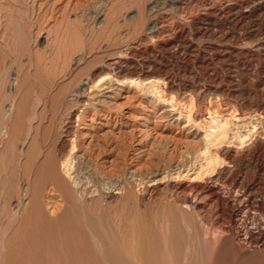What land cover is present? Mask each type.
Returning a JSON list of instances; mask_svg holds the SVG:
<instances>
[{
    "label": "bare ground",
    "instance_id": "bare-ground-1",
    "mask_svg": "<svg viewBox=\"0 0 264 264\" xmlns=\"http://www.w3.org/2000/svg\"><path fill=\"white\" fill-rule=\"evenodd\" d=\"M179 2V0H172V4L176 6L175 8L179 7H177ZM242 3L241 0V2L230 5H226L225 3L220 5L215 4V6L210 7V11L208 12L211 16L213 15V17H208V20L205 22L204 20L194 19L192 22L182 20L176 21L177 32L175 31L176 29L174 30L173 28V30L177 35L172 39L161 42L164 53L160 52L162 50L158 52L152 49L150 52L152 61L148 60L146 62L148 64L145 67L140 68L134 63L136 61H130V58H132L131 54H133L131 46L127 45L125 48L121 46L120 48L118 46L119 48H116L117 50L115 49L116 51L112 52L111 55L109 54L110 56H107L105 61L103 59L104 63L101 64L102 67L92 70L87 76L81 78L78 83L76 82L77 85L74 92L70 94V98L66 96L68 99L65 98V100H63L64 97L61 95L63 97L61 100V96L58 97L56 95L58 98L52 101L55 104L56 110L59 111V105L63 106V103L71 99L77 100L75 103L76 105H72L70 108L66 107L68 110H66L65 117L61 119L62 121L59 120L61 125L59 126L60 128L55 140V150H52L54 155L51 154L53 159H51L50 162H48L49 159L46 162H42V165L40 163L41 166L39 167L42 172L39 175L36 173L37 177L34 182L30 183L29 180L31 176L27 177L30 173L28 167L29 163L33 164V162L25 163V177L28 179H25V183H21L20 188L18 186V188L21 189V194H19L17 198H13L11 209L9 208L11 216L10 214H8V216H10L11 219L17 217L21 207L26 203H30L31 209L28 208L30 210L34 209L36 211L35 213H37L36 217H38V219L35 218V213L31 211L32 213H30L34 215L33 220L36 219L43 223V225L42 223L40 225V223L36 221L40 225H38V227H41L39 229H42V226H44L43 228L48 231V229H46L47 225H53L49 229L52 231L56 228L54 224H58V227L60 224L67 240H70V242L74 241L79 245L81 250L83 249L89 255V257H87L90 261H92L90 256L94 259V264H191L190 261L193 260H190V258L193 256V252H195L193 249L198 245L206 247V249H202L206 250L207 252H205L207 254L209 251L213 254L215 251L228 245V249H230V245L236 246L238 248H236V251L240 250V252L244 254L255 252L260 254L259 252L264 249V216L255 219L254 213H257L254 212V209L258 206L264 207V193L261 192L262 194H259V182L256 181L253 176L250 178L245 176L244 173L246 168L254 166L256 168L254 169L258 173L264 174V162L260 159V157L262 158L264 156L263 96L262 98L258 97L252 99L253 97L250 95L251 98H249V100L247 98L248 96H246L247 99H245L244 96L243 98L245 100L242 98L244 101H240L236 94V98L239 101L235 100L234 96L233 100V98L231 99L230 97L233 92L228 84L225 86H221L219 83V85H211L209 82L210 86L201 93V96H199V92L197 99H193V101L192 99L189 101L190 99L188 97V101L190 102V104H188L189 107H182L179 106L180 104L176 103L178 101H174L171 93L180 94L183 92L184 94L189 87L187 88L185 86L186 84L183 85V83L176 85L174 72L171 71L173 69L170 70L163 65L165 56H170L169 58H171V56L179 54L176 49L178 45L183 44L182 46H184V44H191L192 41L185 38L189 28H193L197 33L204 35L210 32L213 26H223L230 22L236 23L237 25L242 19L246 20L254 15H261L264 12V0L258 1L252 9L247 8L245 11L242 9ZM170 6L171 4L169 7ZM235 9L238 10L235 11ZM227 10H229L230 13L234 12V14L228 17L227 14L229 11L227 12ZM152 11H155L154 7ZM262 17L263 16H261V18ZM159 19L152 20L148 26L146 24V35L157 37V34L160 33V29L162 28V23ZM98 22H100L98 24H100L99 27L102 29L103 25L105 26L104 23L106 20L103 18ZM93 26L95 27V25ZM107 27L105 26L103 29L108 31ZM114 28H116V25L115 27L109 28V30ZM105 30L103 31V35ZM92 34H94V32ZM86 35H88V33ZM258 35L260 36L259 33ZM188 38L190 37L188 36ZM223 40L225 39L223 38ZM111 43L113 44L112 41ZM77 46L79 47V45ZM216 46H213V49L216 50V56H220L224 52L223 50L220 51V48ZM150 47L152 48L154 45ZM248 47L243 49L239 48V50L231 49L230 52L229 50L226 51L222 46L226 53L230 52L231 54L235 51H240L244 53V55L249 54L252 57V55L257 54L260 59L261 57L264 59V40L261 42L259 41L253 48ZM159 49L161 48L159 47ZM208 49H210V47ZM136 50L134 51L137 53ZM182 51L185 50H181V52ZM85 54H81L79 59L85 57ZM248 58L251 59L250 57ZM255 58L258 60L256 56ZM145 59L143 58V60ZM210 60V58L208 59L204 56L201 60V64L206 62L209 63ZM261 62L259 64H261ZM99 74H105V76L98 79L97 77ZM211 74V77H217L219 73L216 72V69H213ZM132 75H136V77H132ZM243 76L245 77V75ZM244 77H242V79ZM247 80H249L248 77ZM256 83L258 84V82ZM242 85L238 83V89H235L239 90ZM244 86V90L251 92V84H244ZM257 87H259V85H257ZM262 87H264V85ZM241 89L242 88H240L239 91H241ZM255 89L259 90V88ZM186 100H184V102ZM179 102L182 104V101ZM58 117L56 118L59 119ZM162 124L168 127L176 126L180 129V134H184L179 138L175 137V139L178 138L176 141L173 139L175 144L172 145L173 147L170 146L172 151L169 152H174V154L173 157H171L172 154L169 153L171 155L169 156L170 160L167 159L166 162H157L159 160L156 162H153L155 160L144 162L143 151L147 150V146H144L143 136L140 135L145 132L146 127L152 125L153 129L155 127H160ZM104 128H108L112 134H118L127 147L132 145L133 139L136 138L135 141L138 147L134 150H137L139 154L136 155L135 152V155L132 153L133 156H131L135 161H140L142 158L144 161L133 162L130 158L132 162H113L115 160L112 155L114 145L112 148H108L107 143H105L107 147L101 143L103 142L101 136L104 137V135H102V130ZM108 130L106 131L108 132ZM111 132H109V134ZM128 133L130 135V140L129 137L125 138ZM186 134L192 137L189 138L191 140H187L184 137L187 136ZM136 135H138V137H136ZM114 137L116 138V135ZM110 140L113 141L114 138ZM110 140L109 142L111 143ZM181 142L185 144L179 147V143ZM190 146H192V149ZM127 147L124 146V149ZM129 148L130 147H128V150ZM181 149L184 153H188L187 156L184 154L186 157L184 155H182L184 157H181L179 153ZM120 152L123 151L120 150ZM189 153L191 154L189 155ZM176 154H178V156L180 155L181 158L175 159L177 156ZM49 156H47V158ZM38 171L40 172V169ZM33 177L35 178V174ZM260 177L261 176H259L258 179ZM18 180H20V178ZM22 181L24 180L22 179ZM20 182L17 181L19 184ZM47 182L51 185L50 189H47ZM10 183L12 184V182ZM16 187L17 186L14 187L15 190L12 187V190L16 191ZM12 190L11 193H13ZM18 191L20 190L17 189V192ZM115 201L116 203H114ZM30 213H28L27 217L32 216ZM53 213L57 215L53 216ZM206 213L215 214V221L220 224L221 228L219 231H214L212 227H210L214 222L208 220L209 223L207 221L209 217L205 216ZM249 218H253L252 221H250L252 223L247 224L246 221ZM15 221L16 220H13V222ZM33 223L35 224V221H33ZM34 224L31 226H35L33 228H35L36 233H38L37 231L39 229H37V225ZM6 226H8V224L5 225V227ZM216 226L213 227L215 228ZM20 227L21 226H19V228ZM52 227L54 228L52 229ZM31 230L30 227L29 232ZM59 230L61 231V228ZM31 232L34 234L33 230ZM15 233H13V236H15ZM60 233L59 235H61ZM26 234L25 232V235ZM25 235L24 237H26ZM61 236V239L65 243V239H63L65 236ZM38 238L39 236L37 239ZM54 241L55 239L53 242ZM63 242L61 241V244ZM54 243L57 244V242ZM68 243L69 241L66 243L67 246H69ZM76 244H74L72 248L77 246ZM63 245L65 246V244ZM71 245H73V243ZM52 247L49 252L53 254ZM59 248H61V246ZM66 248H64L65 251ZM61 249L63 250V247ZM76 249L79 250L78 248ZM72 250L75 252L74 248ZM55 251L56 248L54 249V252ZM199 251L201 252V250ZM67 252L68 251H66L65 255L69 256L70 254L71 257L72 252ZM59 253L56 252L57 255ZM79 253L82 254L80 251ZM263 253L264 252L261 254ZM216 254L218 255L220 253L216 252ZM195 255L193 258H196ZM210 255L211 253L209 256L207 255L208 258L212 257V255ZM60 256H62V254ZM66 256L63 259H66ZM201 256H203L202 258L207 257L203 254ZM72 257H67V262L71 260L74 264L76 261L73 262ZM80 257L84 259L82 255H80ZM80 257L77 258L79 263ZM87 257H85V259ZM209 260L210 262L213 261V259L211 261L210 258L208 261ZM55 261H57V259ZM206 262L207 260H205V263ZM54 263L55 262H52V264ZM58 263L60 262L58 261ZM193 263L196 264L197 262Z\"/></svg>",
    "mask_w": 264,
    "mask_h": 264
},
{
    "label": "rangeland",
    "instance_id": "rangeland-1",
    "mask_svg": "<svg viewBox=\"0 0 264 264\" xmlns=\"http://www.w3.org/2000/svg\"><path fill=\"white\" fill-rule=\"evenodd\" d=\"M179 1L180 2L177 5V7L178 6L179 7L175 8L176 6L175 4H172V0L171 1L157 0V2L156 0H0V223H1L0 224V264H52V262H55L54 264H62L64 263L65 260H66L65 261L66 264L67 263L73 264L71 260H69L70 262H67L68 261L67 257L71 258L72 256H73L72 260L73 262L76 261L75 262L76 264H81V263L92 264V262L93 264L95 263L93 261L94 259L91 258V256L90 259L92 261L88 259L89 255L83 249L81 250V247L79 245H77L74 241L70 242V240H67V237L65 236V233H63L62 231L63 229L62 227H60V224L59 227L58 224L56 225L54 224V227L56 226V228L52 227V229L53 228L55 229V230L53 229L54 231L49 230L50 227L53 225L48 226L47 224L44 225H47V227H49V228L46 227L48 231L45 230V228H43L44 226H42V229H39L41 227H38L39 225L38 223H40L41 225L42 222H39L36 219L33 220L34 215H32L31 213L32 212L35 213L36 211L34 209L30 210L31 209L30 203L24 204L25 206L23 205L21 207V210L17 215V217H14L13 219H11L10 217L11 214L9 213L10 212L9 208L11 209V203L15 199V197L17 198V196L21 194V189H19L21 183L22 182L25 183L26 180L28 179L27 177L29 176H31L30 177L31 179L29 180L30 183L34 182V180L37 177L36 173L39 175L42 172L41 168L39 167L42 165V162H46L48 161V159H49L48 162H50L51 159H53L52 155H54V153L52 150L53 149L55 150L54 148L56 144L55 140L57 137L58 130L60 128L59 126L61 125L60 121H62L61 119L65 117L67 112L66 110H68L67 108H70L72 105H76L75 103L77 102V100L75 101L74 99H71L70 101L63 103L64 107L62 105H59L60 109L58 111L55 108L54 102H52L53 100H55V98H58L61 95L64 97L63 98L61 96V100L62 98L63 100H65V98L66 99L70 98V94L74 92L75 87L77 83L81 80V78L87 76V74H89L92 70L102 67L101 64L104 63L107 56H110L112 52L117 50L116 48H119L120 46L125 48L127 45L131 46L132 53L135 54L134 55L131 54L132 58H130V61L131 62L136 61L134 63L136 64V66L140 68L145 67L148 64L146 63L148 60L152 61L150 57L151 50L154 49L155 51L158 52L162 50L160 52L164 53L163 52L164 48L162 47L161 42L168 39H172L177 35L176 21L178 22V20L179 21L182 20V21L192 22L194 19V20H202V21L204 20L205 22L206 20H208V17L211 16L208 13L210 11V7L215 6V4L220 5L222 3L223 4L225 3L226 5H230V4H236L237 2H241V0H184V1L179 0ZM258 1L261 0H242L243 2L242 5L244 7L242 5L241 6L242 9H244L243 11H245L247 8L252 9V7L256 3H258ZM170 4L171 6L169 7ZM153 7L155 11H152ZM238 9H235V11ZM242 9L240 8L239 10ZM228 11L229 10H227V12ZM104 13L107 15H105ZM229 13L227 14L228 17H230L231 14H234V12L230 14ZM130 16L132 19L130 18ZM261 16L263 17L261 18ZM211 17H213V15ZM103 18L104 20H106L104 24L106 27L108 26L107 27L108 29L106 28L108 31L103 29L105 28L104 25L102 29L101 27H99L100 24L98 23L100 22L98 21H101ZM107 19L110 20L111 22L108 21ZM154 19H159L160 22L162 23V28L160 29V33H159L160 35L157 34V37L155 36L151 37L149 35H146L145 33L147 32L145 31L146 24L148 26L149 23ZM243 20L244 19L240 20L237 23V25L236 23L230 22V23H226L227 25L226 24L223 25L224 27L213 26L212 30L210 32L205 33L204 35L197 33L193 28H189L188 32L186 33L187 35H185V38L188 39L189 41H192L191 44L189 45L184 44V46H182L183 44L178 45L176 49L179 54H177L176 56H171V58H169L170 56L164 57L163 65H165V67L169 68L170 70L173 69L171 71L174 72L176 85L183 83V85L186 84L185 86L187 88L189 87L188 90L190 89L189 92L187 90L188 93L186 92L184 94L183 92H181L180 94L171 93L173 95L172 98H174L175 102L182 101V104L181 102L179 103L176 102L177 104H180L179 106L182 107L185 106L186 108L189 107L188 105L190 104L189 101H191V99L192 101L193 99L194 100L197 99L198 97L197 95H199V92H200L199 96H201L202 95L201 93L205 91V89L208 86H210V84L214 85L218 83L221 86H225L228 84L229 88L233 92L231 93L230 96L231 99L233 98V100L235 97V100L241 101L244 96H245L244 98L245 99L248 98V100L251 97H253L252 99L258 97L262 98V96L264 98L263 95L264 87H262L264 85V59L262 57L260 59L257 54L252 55L253 57L252 58L249 54L244 55V53H241L240 51H235L234 53L230 54L231 49L239 50V48L243 49V48H247L248 46H250L248 48H253V46L257 45L259 41L261 42L264 40V12L261 15L257 14V16L254 15L251 18H247L244 21ZM111 24L114 27L116 25V28L109 30V28L113 27ZM93 25H95V27ZM173 28L174 30L176 29L175 30L176 32L173 30ZM104 30L105 32L103 35ZM93 32L94 34H92ZM87 33L88 35H86ZM258 33L260 34V36L258 35ZM188 36L190 38H188ZM108 37L110 38V40ZM160 38H162L163 40ZM223 38L225 40H223ZM111 41L113 42V44L111 43ZM218 43L221 45H219ZM76 44L79 45L80 48ZM155 44L159 46H156ZM153 45L155 48L150 47ZM213 46L220 48V51L223 50L224 53H222L220 56L219 55L216 56V50L213 49ZM222 46L224 49H226V51L229 50L230 52L226 53V51L222 48ZM159 47L161 49H159ZM209 47L210 49H208ZM135 48L138 49L136 50ZM134 50H136L137 53ZM181 50H185V51H182L183 52L182 53ZM81 54H85L86 58L83 57L82 58L83 60L79 59V56H81ZM204 56H206L208 59L209 58L211 59L209 63L206 62L201 64V60ZM255 56L258 58V60L255 58ZM226 57L228 60L226 59ZM248 57H250L251 59H249ZM143 58L146 59L143 60ZM260 62L261 64H259ZM213 69H216V72L219 73L217 77H211L212 75L211 73L213 72ZM175 71H179V72H175ZM238 71H240L241 73ZM243 75H245L246 78ZM103 76H105V74H99L97 78L100 79ZM132 77H136V75H132ZM242 77L244 78L242 79ZM247 77L249 80H247ZM256 82H258V84ZM238 83H240L241 85L243 84L240 87L242 88L241 91H239L240 88L239 90H236L238 89L237 88ZM248 83L252 85L251 92L244 90L246 86V85L244 86V84H248ZM257 85H259V87H257ZM255 88H259L260 91ZM256 92L259 94H257ZM236 96L237 98H239V100L236 98ZM246 96L248 97L246 98ZM188 97L190 100L188 99ZM184 100H186L187 102L186 101L184 102ZM56 117H58L59 119H57ZM55 118L57 121L55 120ZM145 129H146L145 132H143L141 135L139 134L140 136L144 137V138L142 137L143 144L145 147L147 146L146 147L147 150L143 151V158L145 159V161L143 160V158L140 161H135L132 158L133 156L132 153H134V155L135 152L136 155L139 154L137 150H134L138 147L135 141L136 138L133 139L134 141L132 142V145L128 146L130 147L128 150V147L124 145L123 141L121 140L120 136H118V134H112V132L109 131L108 128H104L102 130L104 134L101 132L102 135H104V137L101 136V140L103 141L101 143H103L105 147H107L108 145V148L110 147L112 148L114 145L113 148L114 151L112 149L113 154L112 152L111 154L113 155V158L116 161L114 160L113 162H126V161L130 162L131 160L133 162H143V161L151 162L153 160H155L153 162H156L157 160H159L157 162H166L167 159L170 160L169 159L170 158L169 156H171L170 154H172L171 157H173L174 154V152L172 153L169 152L172 151L170 149V146L174 145L176 139H178L180 136H183L184 133L180 134V129H178L176 126L168 127L165 126V124H162L160 127H155L153 129L151 125L149 127H146ZM106 130H108V132ZM109 132L111 133L109 134ZM115 135L116 138L114 137ZM128 137L130 140L129 133L128 135H126L125 138ZM136 137H138V135H136ZM175 137L178 138L175 139ZM184 137L187 140H191L189 138H192L189 137V135ZM113 138H114L113 141L110 140ZM109 140L111 141V143L109 142ZM182 142L179 143V147L185 144ZM105 143H107V145ZM124 146L127 148L124 149ZM191 147L192 146H190V148ZM120 150L123 152H120ZM179 153L181 157L188 155V153L187 152L184 153L182 149L179 151ZM178 154L176 155L178 156ZM190 154L191 153H189V155ZM145 155L147 156V159ZM180 155L174 158L175 159L181 158ZM47 156L49 157L47 158ZM263 158L264 156L262 158L260 157L261 161L264 162ZM26 162H33V164L29 163L28 167L30 169V173L27 175V177H25L26 169L24 171V165ZM254 168H255L254 166H249L248 168L245 169L244 174L245 176L250 178L253 176L254 179L259 182L260 184L259 194H262L264 193L263 192L264 180H262L264 179L263 176L264 174L260 172L258 173L255 170L256 168L255 169ZM39 169L40 172L38 171ZM33 173L35 174V178L33 177L34 176ZM259 176H261L262 178L260 177L258 179ZM19 178L20 180H18ZM22 179L24 181H22ZM9 181L12 182V184ZM17 181L19 182L21 181L20 184L17 183ZM9 184H11L12 186ZM46 185L48 187L47 189H50L51 187L50 183L47 182ZM9 186L11 190L15 186H17L16 191H14L15 190L14 188V190H12L13 193H11ZM17 189L20 190L18 191L19 193L17 192ZM114 203H116V201ZM254 212L257 213V214L254 213L256 217L255 219H258L259 217L261 218V216H264V207L258 206L256 209H254ZM28 213H30L33 217L32 216L27 217ZM8 214H10V216H8ZM52 215L55 216L57 214L53 213ZM36 216L37 213H35V218L38 219V217ZM205 216L209 217L207 221L209 220L211 222H214L213 225L210 226L214 231H219L221 229L220 224H218L215 221V214L206 213ZM252 219L253 218L251 219L249 218L246 221V223L247 224L252 223L250 222L252 221ZM13 220L16 221L13 222ZM32 220L35 221V224L38 222L36 224L37 229L40 230L37 231L38 233H36V229L33 228L35 226L33 227L31 226L34 224ZM7 224L8 226L5 227V225ZM26 225L31 227V229L34 231V234L31 232L32 230L30 231L31 233L29 232L30 227H27ZM216 225L219 226L217 227ZM19 226L21 227L19 228ZM22 226L23 228L26 227L27 229L26 228L23 229ZM213 226H216L217 229L216 227L214 228ZM60 228L61 231L59 230ZM49 231L51 232V235ZM23 232L24 235L25 232L27 233L25 235L26 237H24ZM52 232H53V236H52ZM13 233H15V236H13ZM59 233L65 236V238H63L65 239L64 240L65 243L61 239L62 236L59 235ZM38 236L39 238L37 239ZM53 238L55 239L54 242H57V244L53 242L54 240ZM61 241L63 242L62 244ZM68 241H69L68 243L69 246H67L66 244ZM70 243L71 244L73 243V245H71ZM63 244H65L67 248ZM74 244L77 245L73 247L75 249V252L74 250H72L73 249L72 246H74ZM60 246L61 248L63 247V250L59 248ZM198 246L195 247V249H193V251L195 252H193L192 255L194 256L196 254L195 255L196 258L194 257L195 258L194 259L193 256H191L190 260L191 259L193 260L190 261L191 264H194L193 262L195 263L197 262L196 264L198 263L213 264L214 262H215L214 264H264V253L261 254L262 252H264V249H262V251L259 252L260 254H258V252H255L256 254L250 253L251 254L250 256V254H244L243 252L241 253L240 250L236 251L237 247L231 245H230V249H228L229 248L228 245L219 249L221 251L219 250L215 252L213 251L215 254L214 253L212 254L211 251H209V253L207 254L206 253L207 251L203 250L206 249V247L202 245L201 246L198 245ZM51 247L54 255L51 252H49L51 250ZM54 247L56 248L55 252H54L55 249ZM64 248H66V251H68L67 253L74 252L73 254L71 253L72 255L71 257L70 254L69 256L65 255L66 251ZM76 248H78L79 250H77ZM199 250H201L202 253ZM79 251L82 254H80ZM56 252L57 253L61 252V253L57 255ZM216 252L220 254L217 255ZM210 253L212 257L209 258L211 259V261L213 259L212 262H210V260L208 261L209 259L208 256ZM61 254L63 257L60 256ZM202 254L204 256L205 255L208 256L202 258L203 257L201 256ZM80 255H82L84 259L81 258ZM65 256L66 259H63L65 258ZM77 256L81 258L79 260L80 263L78 262ZM54 257L55 258L57 257L56 258L57 261H55L56 259ZM85 257H87L86 259L88 260H86ZM205 260H207L206 263ZM58 261L60 263H58Z\"/></svg>",
    "mask_w": 264,
    "mask_h": 264
}]
</instances>
